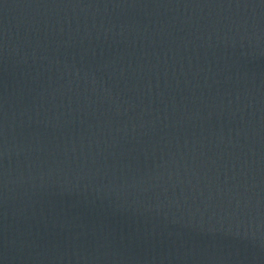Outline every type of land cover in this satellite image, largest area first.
<instances>
[{"label": "water", "instance_id": "95a60500", "mask_svg": "<svg viewBox=\"0 0 264 264\" xmlns=\"http://www.w3.org/2000/svg\"><path fill=\"white\" fill-rule=\"evenodd\" d=\"M0 264H264V0H0Z\"/></svg>", "mask_w": 264, "mask_h": 264}]
</instances>
